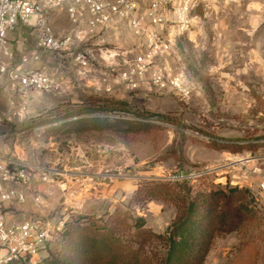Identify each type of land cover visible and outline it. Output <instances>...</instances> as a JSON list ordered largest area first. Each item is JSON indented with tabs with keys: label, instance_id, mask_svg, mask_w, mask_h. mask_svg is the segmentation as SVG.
<instances>
[{
	"label": "rangeland",
	"instance_id": "obj_1",
	"mask_svg": "<svg viewBox=\"0 0 264 264\" xmlns=\"http://www.w3.org/2000/svg\"><path fill=\"white\" fill-rule=\"evenodd\" d=\"M194 14V39L178 37L165 58L197 86L189 99L116 83L111 92L70 88L23 99L7 76L0 81V160L17 146L24 161L44 166L49 177L44 214H35L42 205L32 203L14 210L16 216L43 215L64 229L77 221L103 225L121 212L163 234L180 215L176 195L238 187L237 205L248 213L236 231L216 238L204 264H264V211L254 199L251 205L249 192L261 197L247 179L264 171V0H208ZM115 45L133 48L136 40L128 32L125 43ZM104 78L100 68L82 82L103 84ZM103 108L171 120L117 122ZM82 110L100 112L78 115ZM220 141L245 145H214ZM157 181L177 185L172 199L142 194Z\"/></svg>",
	"mask_w": 264,
	"mask_h": 264
},
{
	"label": "built area",
	"instance_id": "obj_2",
	"mask_svg": "<svg viewBox=\"0 0 264 264\" xmlns=\"http://www.w3.org/2000/svg\"><path fill=\"white\" fill-rule=\"evenodd\" d=\"M207 5L208 0H0V75H10L13 89L23 99L69 90L75 84L111 92L115 83L132 91L155 89L189 99L198 93L197 86L184 69L165 58L177 38L197 22L195 11ZM58 14L67 17L68 30L54 28L52 20ZM19 24L29 25L36 38V47L22 63L38 61L44 52L54 65L10 67L8 35ZM121 24L135 38L133 48L115 45ZM100 68H104L103 84L82 82ZM247 179L257 184L261 199L254 196V200L264 211V171L250 172ZM47 181L44 166L0 160V264L44 258L62 231L63 223L54 224L44 216L25 221L9 216L13 207L27 205L30 197L33 204L42 205L44 193L34 195V187Z\"/></svg>",
	"mask_w": 264,
	"mask_h": 264
},
{
	"label": "trees",
	"instance_id": "obj_3",
	"mask_svg": "<svg viewBox=\"0 0 264 264\" xmlns=\"http://www.w3.org/2000/svg\"><path fill=\"white\" fill-rule=\"evenodd\" d=\"M122 110L125 109L103 108L101 112L109 114L113 121L125 123H169L171 120L164 115ZM89 112L100 110H82L78 115ZM81 131L84 129L76 130ZM214 145L241 149L245 143L220 141ZM176 187L170 182L157 181L146 185L142 194L146 191L148 200L166 201L172 199ZM239 189H219L199 193L194 198L190 197V191L183 196L176 195L180 215L163 234L147 229L144 218L128 213L116 212L103 225L95 222L81 225L77 221L62 229L46 257L22 264H204L216 238L236 231L248 213V208L245 211L237 205ZM248 194L252 205L254 198ZM249 210L256 215L252 206Z\"/></svg>",
	"mask_w": 264,
	"mask_h": 264
},
{
	"label": "crops",
	"instance_id": "obj_4",
	"mask_svg": "<svg viewBox=\"0 0 264 264\" xmlns=\"http://www.w3.org/2000/svg\"><path fill=\"white\" fill-rule=\"evenodd\" d=\"M52 24L54 26V28L57 31H66L70 28V23L67 20V17L64 14H58L56 15L53 20H52ZM61 25H66L68 29L64 30V29H60ZM195 25L192 27L191 31L189 33H187V35H189L192 38V36L194 34H196V30L194 31ZM120 32L116 33L117 35V41L118 44H124L125 43V39L127 37L128 34V30L127 28L121 24L120 25ZM113 34H115V32H112ZM8 43H9V49L12 53V58L9 61L10 67H21V68H33V69H38L41 67H44V65H54V61L52 60L51 56L47 53L41 52L40 53V59L38 61H33V60H29V63L27 64H23L22 63V59L24 56H28L31 54V52L34 50V48L36 47V38L34 35V32L32 30V28L29 25L26 24H19L17 29L12 32L9 33L8 35ZM8 77L9 83L12 86V81H11V77L9 74H5V75H0V81L2 79H4V77ZM73 90H84L85 88H88L86 86H78V85H74L71 87ZM90 89V88H88ZM18 147L16 146V150H14L11 154L6 155L5 158H11V159H19V160H23L22 157V153L20 152L21 150L17 149ZM24 154V153H23ZM22 157V158H21ZM41 193H44V184L41 182H36L35 187H34V195H39ZM32 206V200L31 197L28 200L27 205L25 206H21L22 208H25L27 206ZM19 206L13 207L11 211V214L9 213V216L12 218H15L17 220H22L20 219L19 215L16 216L15 211L17 210L19 211ZM35 214L41 215L44 214V199H43V204L41 207L38 208H34L33 209ZM41 214H39V213ZM31 216V215H30ZM43 216V215H42ZM38 260V259H35ZM34 261V260H33Z\"/></svg>",
	"mask_w": 264,
	"mask_h": 264
}]
</instances>
